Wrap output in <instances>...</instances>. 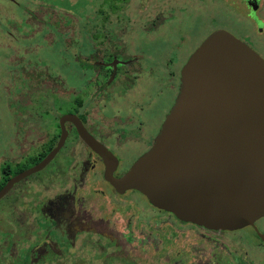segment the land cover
<instances>
[{"label":"rangeland","instance_id":"obj_1","mask_svg":"<svg viewBox=\"0 0 264 264\" xmlns=\"http://www.w3.org/2000/svg\"><path fill=\"white\" fill-rule=\"evenodd\" d=\"M103 2L0 0V129L6 124L9 134L0 138V156L5 155L15 126L27 118L19 116L22 107L38 109L39 113L53 108L56 113H63L77 107L75 99L79 98L95 114L103 105L109 109L129 105L126 98L131 93L140 94L149 85L155 91L168 85L167 81L161 85L159 81L166 59L175 56L172 52L178 55L176 66L186 63L188 56L217 29L229 31L264 58V0H128L115 13ZM113 47L123 48L125 58L135 59L140 65L131 74V85L121 74L105 96L99 93L105 86L103 75L96 81L94 71L80 65L92 61L80 55L97 56L101 51L108 54ZM96 56L95 62L100 63L103 57ZM114 95L120 99L115 100ZM162 96L166 104L168 94ZM38 118L45 119L41 115ZM52 119L57 122L53 115L43 122L52 124ZM16 169L12 167V173ZM16 197L13 194L8 203H0V264H34L21 254L22 238L13 223L21 204ZM127 217L120 213L121 230H128L124 229ZM149 225L150 222L139 220L142 230L131 228L134 239L144 238ZM177 228L171 224L172 231ZM209 239V235L202 237L183 227L171 243L126 245L123 257H118L122 253L120 247L98 239L87 241L84 251L69 254L62 264H192L193 245L203 247L205 258L220 254L221 263L227 264L234 257L232 264H264V257L243 250L245 240L240 234L217 242ZM39 241L35 235L23 240L26 249Z\"/></svg>","mask_w":264,"mask_h":264},{"label":"flooded vegetation","instance_id":"obj_2","mask_svg":"<svg viewBox=\"0 0 264 264\" xmlns=\"http://www.w3.org/2000/svg\"><path fill=\"white\" fill-rule=\"evenodd\" d=\"M258 23L262 25L259 20ZM179 47V44L175 46L177 50ZM122 49L113 47L108 54L101 51L99 54L103 59L100 63L95 62L96 55H80L92 61L91 64L80 65L83 69L93 70L96 81L100 79V74L103 75L105 86L100 89V94L108 95L109 86L121 74L131 85V74L140 64L135 59L125 58L126 51ZM172 53L175 56L166 59L163 78L159 81L160 85L162 81H167L168 85L163 84L159 91H155V88L152 90L149 85L140 94L131 93L126 98L129 105H118L113 109L103 105L94 114L76 98L77 107L67 108L63 113H56L53 108L43 113L34 108L19 109V116L27 118L15 126L12 137L14 142L11 141L5 147V155L0 156V190L8 180L39 164L63 136V144L55 156L41 170L18 181L0 199V203H3L9 196L16 194L14 199L21 201L13 223L22 238L21 254L34 264L44 261L62 264L69 254L84 251L87 241L98 239L114 243L122 249V253L126 245L134 242L167 244L171 243L170 240L176 237L178 231H183V227L202 237L209 235V240L216 242L240 234L245 240L243 250L264 257V216L252 225L235 230L207 229L155 207L137 190L119 192L105 178L107 171L115 179L123 177L155 144L162 124L179 94L181 70L185 64L184 61L176 66L178 55ZM164 94H168L166 104L163 103ZM113 97H116L115 100L120 99L117 95ZM67 114L76 116L85 132L109 152L112 158L108 161V167L104 159L85 142L76 125L71 122L60 125V117ZM39 115L45 118L43 121H49V116L53 115L57 122L52 119L54 123H45L40 121ZM7 137V125L2 124L0 138ZM11 153L14 155L10 156ZM14 166L17 169L12 173L11 168ZM132 198H136V201H132ZM10 205L13 206V202ZM120 213L128 216L124 224L127 231L120 229ZM139 220L150 222L149 233L136 240L131 228L139 229ZM167 222L179 228L172 231L171 224ZM33 235L40 238V241L26 249L23 240ZM203 251L200 245L191 247L194 255L192 264H226L224 261L221 263L223 258L220 254L208 259ZM122 253L118 257H123L125 253ZM234 260L232 257L227 264H232Z\"/></svg>","mask_w":264,"mask_h":264},{"label":"water","instance_id":"obj_3","mask_svg":"<svg viewBox=\"0 0 264 264\" xmlns=\"http://www.w3.org/2000/svg\"><path fill=\"white\" fill-rule=\"evenodd\" d=\"M71 122L107 167L109 152ZM63 144L14 176L0 199L41 170ZM106 180L119 192L137 190L183 221L212 230H235L264 216V58L225 29L210 33L181 70L176 101L155 144L121 178Z\"/></svg>","mask_w":264,"mask_h":264},{"label":"trees","instance_id":"obj_4","mask_svg":"<svg viewBox=\"0 0 264 264\" xmlns=\"http://www.w3.org/2000/svg\"><path fill=\"white\" fill-rule=\"evenodd\" d=\"M128 2V0H104V4H107L112 9V12H118L121 10V7L124 3Z\"/></svg>","mask_w":264,"mask_h":264}]
</instances>
